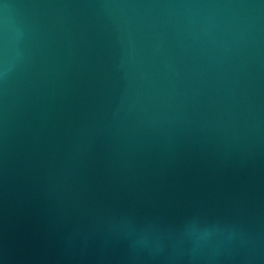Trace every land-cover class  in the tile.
I'll return each instance as SVG.
<instances>
[{
    "label": "water",
    "instance_id": "water-1",
    "mask_svg": "<svg viewBox=\"0 0 264 264\" xmlns=\"http://www.w3.org/2000/svg\"><path fill=\"white\" fill-rule=\"evenodd\" d=\"M0 264H264V0H0Z\"/></svg>",
    "mask_w": 264,
    "mask_h": 264
}]
</instances>
